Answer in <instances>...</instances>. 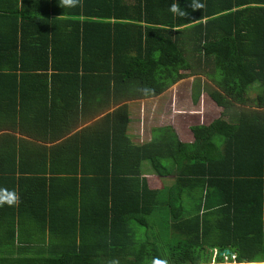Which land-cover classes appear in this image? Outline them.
I'll return each mask as SVG.
<instances>
[{"label":"trees","instance_id":"16d2710c","mask_svg":"<svg viewBox=\"0 0 264 264\" xmlns=\"http://www.w3.org/2000/svg\"><path fill=\"white\" fill-rule=\"evenodd\" d=\"M199 2L181 18L172 0H0V119L45 100L54 76L66 121L79 102L98 114L156 96L184 70L213 85L195 80L192 100L202 90L221 109L191 142L163 125L131 143L125 103L56 147L0 135V188L20 200L0 207V264H203L225 248L264 262V0ZM142 161L172 185L149 189Z\"/></svg>","mask_w":264,"mask_h":264},{"label":"crops","instance_id":"0c3cea01","mask_svg":"<svg viewBox=\"0 0 264 264\" xmlns=\"http://www.w3.org/2000/svg\"><path fill=\"white\" fill-rule=\"evenodd\" d=\"M47 80H50L49 77ZM51 80L53 81V84H50L49 82V84L46 85L45 100H42V97H40V95H43V93H40V95L37 94V96H39L38 99L41 103H32L30 105L23 104L24 107H18V110H16L15 108L12 109L10 106L5 113V119H0V135H8V137L6 138L9 139L10 144H13L15 147L19 145L23 146L34 144L43 148H49L56 147L61 143L67 142L69 140L77 141L78 137H76V134L87 131V128L89 126L94 125L95 122H97L103 115L109 113L116 106L122 103H125L127 106L125 134L128 136L130 142L135 145H140L150 139V122L148 123L147 121L145 122L143 120V109H141L140 106H138V108H132L134 109V114H138V118L134 122L131 121L133 115L132 117L130 115V102L149 99L152 97H142L128 101H122L117 104L110 103L108 108L102 110L98 114L95 113V103L92 104L91 102H86L83 106V104L79 102V104L76 105L75 109L73 107L75 113L73 112L72 114H70V117H68L66 121H61L60 117L55 114V108L60 107L59 103L61 102V100L57 99V95L61 93L59 91L60 87L63 85L62 81L65 82L67 80L61 76H54ZM85 93L90 95L91 90L87 89ZM51 104L53 105V108L48 111L47 108ZM211 106L217 108L214 103L213 105L211 104ZM40 107L44 108V112L38 116ZM66 111L68 112L70 110ZM163 125L170 126L181 142L192 141L193 137L190 131L189 135H187L186 137L184 135H181V133H179L174 127H172L170 123L158 124L155 127ZM139 171L140 175L145 178L147 187L149 189L159 190L167 188L172 185L174 180V175L172 174L162 177L156 175L149 167L147 161L140 162ZM20 223L24 225L25 223H28V220L24 221L22 219L21 221L20 219Z\"/></svg>","mask_w":264,"mask_h":264},{"label":"rangeland","instance_id":"374dc122","mask_svg":"<svg viewBox=\"0 0 264 264\" xmlns=\"http://www.w3.org/2000/svg\"><path fill=\"white\" fill-rule=\"evenodd\" d=\"M185 55H187V58L192 62V57L195 54L193 53V55H191V51L189 47H187V49H185ZM181 73L182 78L168 86L166 90L162 91V93L149 99L134 102L131 101L130 115L131 117L133 115L131 121L134 122L138 118V114H134V109L132 108H138V106H140L141 109H143V120L148 123L150 122L149 126L151 129L156 128L155 126L158 124L170 123L172 127L181 133V135L187 137V135H189L190 126L202 123L205 125L209 123L211 119L218 117L221 109L218 106L217 108L211 106V104L213 105V102L210 100L206 92L200 90L196 101H193L191 98V87L195 80H198L201 84L206 83L207 85H210V81L200 73L191 74L188 70H184ZM253 95L254 90L249 93V97H252ZM247 106L249 108L252 107L251 105ZM247 106L235 104L233 111L234 108L239 110L242 108H248ZM213 253H215V251L212 252V256L208 263L203 264H236L233 258L226 255H221V261L216 262Z\"/></svg>","mask_w":264,"mask_h":264},{"label":"clouds","instance_id":"9594fccd","mask_svg":"<svg viewBox=\"0 0 264 264\" xmlns=\"http://www.w3.org/2000/svg\"><path fill=\"white\" fill-rule=\"evenodd\" d=\"M81 0H59V7L61 8H76L80 6ZM205 7L203 3L199 0H189L186 7H181L178 0H172L169 7V11L174 15L186 18L188 16L187 8H191L193 11L201 10ZM145 93L151 91L150 89H145ZM19 195L15 191H10L7 188H0V207L7 205L9 207L17 206L19 204ZM112 264H116L115 261ZM153 264H167L165 260L155 259Z\"/></svg>","mask_w":264,"mask_h":264},{"label":"water","instance_id":"95a60500","mask_svg":"<svg viewBox=\"0 0 264 264\" xmlns=\"http://www.w3.org/2000/svg\"><path fill=\"white\" fill-rule=\"evenodd\" d=\"M210 249H213V248H210ZM213 251H215V249H214ZM217 253H218L219 255H223V254L228 255V256L231 257V258L234 257V253L231 252V251H229L227 248H225L223 252H222L221 249H220V250L217 251Z\"/></svg>","mask_w":264,"mask_h":264},{"label":"bare ground","instance_id":"6f19581e","mask_svg":"<svg viewBox=\"0 0 264 264\" xmlns=\"http://www.w3.org/2000/svg\"><path fill=\"white\" fill-rule=\"evenodd\" d=\"M236 263V262H235ZM264 262H258V263H255V264H263ZM236 264H238V263H236Z\"/></svg>","mask_w":264,"mask_h":264}]
</instances>
